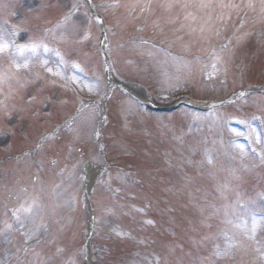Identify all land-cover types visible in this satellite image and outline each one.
Returning a JSON list of instances; mask_svg holds the SVG:
<instances>
[{
  "label": "rangeland",
  "instance_id": "obj_1",
  "mask_svg": "<svg viewBox=\"0 0 264 264\" xmlns=\"http://www.w3.org/2000/svg\"><path fill=\"white\" fill-rule=\"evenodd\" d=\"M14 1L16 2V0H0V25L9 30L11 24L4 23L3 16L9 15L15 19V16L18 15L17 10H29L27 23L19 26L20 30L23 29L24 32L20 34L18 31V35L15 37L16 42L20 44L27 43L37 36L35 32L27 35L30 24L50 23L70 12L75 15V18L68 21L66 25L55 29L57 31L47 38L50 43L55 41L65 48L68 51V59L81 61L83 69L88 70V76H84V73H75L73 70H69L67 76L71 77L75 73L82 79L95 82L96 87L95 90L89 91L80 83L71 80L66 82L63 78L58 77L61 78L58 83L65 85L61 87L62 93H71L68 85L71 83V87L75 88L74 93L77 95L73 96L74 98L71 97V100L65 95L64 100H52L51 104L53 113H57L59 119H65L69 115V112L66 114L65 112L68 107H71L70 105L91 101L92 106L77 120L75 119V126L70 131L64 133L75 134L74 138L64 139L58 147V149L69 152L73 150V155L64 160V163L69 164L71 160L75 161L76 154L77 157L79 154L80 160H77L79 164L74 171V178L68 172L69 165L64 174L60 168L55 167L54 170L58 172V178L55 175L47 177V181L40 178L37 187L35 185V188L31 190L32 194L30 190L18 193L15 191L19 183L17 178H24L22 176L24 173L27 174V171L22 166H18L19 169L16 171L12 168L9 169L7 166L10 160H2L9 156V152H2L3 148L0 146V197H2L0 227H4L5 222L14 225L7 241L3 235H0V242L3 243L0 244V264H83V251H81L84 242L83 228L85 226L83 224L89 217V208L84 187L81 185L82 166L80 167V164L86 159L81 157L82 151L77 153L74 145L80 136L93 141V149L88 148L90 151L98 150L100 147L96 133L99 131L98 122L102 116V100L109 85L105 77V59L100 47L101 43H99L100 26L95 20L90 19L89 22L84 13H80L79 19H77L76 16L79 13L77 11L81 7L80 0H63V6L59 7V11L52 4L49 6L50 2L44 7H41L42 5L37 7L35 0H21L18 5ZM95 1L107 19L108 39L105 50L116 80L133 90H148L157 103L169 105L185 94L206 103L226 98L238 88H264V19L259 16L258 0H254L255 11L250 9L241 11L245 13V23L247 24L245 30L248 29L249 31L246 33L250 35L243 40L244 42H240L238 45L234 43L229 51L220 53L224 64L212 77L207 75L211 68H204V65L211 64L212 57L201 62L189 54L194 52L192 45L200 46L203 42H205L204 54L208 52L213 45V43L210 45L208 41L217 39V36L207 32V28L221 27L222 25L218 23L216 25L206 24L205 35L211 36V39L202 40L198 29L204 23V20L200 18L203 13H197L196 21H186L184 13L180 9H174L171 13L165 12L158 6L157 0H154L152 4L154 11L150 12V17L146 20V12H140L142 4L137 3V0H119L120 7L118 8L107 7L113 3V0ZM73 4L78 5L76 10L72 9ZM9 6L13 7L12 12L9 9L6 10ZM87 10L89 8H86ZM190 10L196 11V9ZM2 14L4 15L1 16ZM177 14L179 16L174 22H168L171 17H175ZM215 15L214 12L213 16L215 17ZM238 17L233 11L227 28L230 25L236 26ZM19 18L17 19L19 20ZM144 23L147 24V28L136 32L137 28L143 26ZM181 24L185 25L183 29H181ZM189 24L197 28L196 33L189 34L187 28ZM177 29L180 30L177 31ZM86 31L92 34V43L80 46L79 51L74 54L71 51L73 46L83 39ZM133 36H135L134 39H132ZM142 36L154 39L163 38L166 46L175 53L172 56H167L163 54L164 49L159 50L147 45L137 47L139 41L144 40ZM55 37L56 40H54ZM177 37H182V39H177ZM220 39H223V35L220 36ZM25 55L28 56L27 53ZM0 56L9 57L7 54ZM41 56L39 59H48L50 62L48 66L55 68L56 62H52V52ZM174 57L178 59H174ZM39 59L31 60L27 69L16 70L13 68L18 76V86L24 89V86H21L23 82L32 84L33 79L28 80L32 81L31 83H27L28 81L23 78L25 76L29 79L34 78L32 75L34 72L40 74V81H43L45 76L56 77L45 70ZM10 60L9 62L12 64V58ZM20 72L24 73L23 78L19 77L18 73ZM11 93L12 90L0 87V98H3V94L6 96ZM59 98H63V96L60 95ZM109 99L105 120L107 128L104 132L110 142L109 160L111 163L101 170L98 181L100 180V184H104V186L97 182L93 195V200L99 211V218L98 212L95 218L98 235L96 231L95 235H97V243L103 244L98 255L100 258V252H102L101 256H104L102 263L104 260L103 264H156V257H159V264H177V261L179 264H264V260L260 259V255L256 251L258 247L264 245V224L258 227L256 239L253 241L247 240L239 229L227 223L228 219L235 221L232 207L237 205L241 199L237 189L240 186L242 189H246L251 182V184L255 183L253 180L264 175V167L251 168L253 158L247 151L250 142L247 143L244 140L246 139L244 136H246L247 139L255 143L257 148L264 147V139H262L264 127L260 115L264 113V97L259 95L249 102V104H253L255 112L250 115L248 121L244 119L241 124L239 121L229 118L238 114L237 111H240L238 108L234 109V113L230 110L227 113L224 112L222 115L226 121L224 129L220 128L215 114L197 125L198 121V124L201 122V118L192 115V112L188 114L187 111H183L181 116H177V112L173 116L157 112L149 114L145 112V108L139 110L119 92H115ZM6 104L0 105V133H2L0 134V143L5 142L9 131L13 133L10 135L19 134V136L13 137L9 149L22 152L35 144V136L38 137V134L43 133L41 131L42 124L34 119L27 124L25 108L17 104L22 114L16 115V121L12 122L10 126L7 121L9 122L14 116L12 114L6 116L5 112L8 111V108L14 109L16 104L8 102ZM240 113L244 115L242 111ZM47 122L48 125H54L53 119H48ZM239 124L241 126H238ZM23 126L24 129H22ZM92 132L93 134H91ZM237 132L242 135H237ZM20 134H29L30 139L26 140L25 138L24 140ZM174 134H178V136H174ZM223 134L230 137L231 152L238 159L224 163L225 169H220L221 164L217 167L216 158H213L211 163L213 170L207 172L204 168L209 166L207 158L209 156L212 158V155L208 154L207 149L203 147L204 138L207 140L208 136L214 138V145L217 148L212 153L216 151L218 155H225L221 146V140L224 139ZM257 136L260 137L259 141ZM215 139L218 141L217 143ZM146 140L150 142H146ZM234 142L245 145L246 155L241 156L240 151L234 147ZM192 146H196V149L193 150ZM251 146L253 147V145ZM198 148L201 157L196 162L192 159L197 156L195 151ZM230 149L227 150L230 151ZM146 151L149 153L146 154ZM58 157L62 158L63 156ZM88 159L94 162L92 164L99 166L105 162L102 156L96 155L94 152L89 155ZM89 163V161H85V164ZM28 164H30L29 156L21 160V165ZM72 165L74 166L76 163L73 162ZM161 166L164 167L169 177L162 175L157 170ZM5 169L9 173V178L3 174ZM153 169H155L154 172ZM70 170L73 171L72 166ZM126 173L128 175H125ZM134 173L141 178L147 176L146 184L138 187L136 179H133ZM11 182L12 184H9ZM24 182L29 185L28 174ZM105 182L108 183L107 187H105ZM56 185H60V189L54 196L52 191ZM225 185L227 187H224ZM263 194L264 191L260 195ZM10 195L16 200L6 201ZM33 199L40 205L41 215L34 219H25L22 216L24 227L20 228L17 224L15 225V220H12L9 207L17 204L19 207L21 204L31 203ZM65 201H69V203L65 204ZM194 201L195 208L189 206ZM147 204L150 206H146ZM200 210L201 214H198V218L201 217V222L196 218V214ZM226 211L227 216L225 215ZM259 213L261 214L259 215ZM255 214L258 219L264 217L262 216L264 210L256 209ZM192 216L193 219L190 218ZM147 220H152L155 223L147 224L145 223ZM42 223L46 227L49 225L48 231L45 232V228L42 226L32 239L25 242L26 238L22 233L30 232L36 224ZM194 224L201 228L196 231ZM204 224L206 227L203 226ZM113 228H118L128 235L117 236L112 231ZM225 232L228 236H235L241 240L244 247L234 248L230 257L218 258L214 254L215 246L219 245L221 248L225 246ZM197 237L200 240L199 243L195 239ZM195 245L197 246L195 247ZM24 248H29L30 251L25 253ZM58 249L60 251H57ZM34 253H39V256ZM196 256H199L202 262H196ZM205 259L207 261H204Z\"/></svg>",
  "mask_w": 264,
  "mask_h": 264
},
{
  "label": "snow or ice",
  "instance_id": "obj_2",
  "mask_svg": "<svg viewBox=\"0 0 264 264\" xmlns=\"http://www.w3.org/2000/svg\"><path fill=\"white\" fill-rule=\"evenodd\" d=\"M158 6L163 9L165 12L171 13L174 9H180L184 13V20L188 21H196L198 19L197 13H203V16L200 18L204 20V23L200 25L198 31L200 33V38L202 40H210L211 36L205 35L206 24L216 25L217 23L222 25L223 27H208L207 32L219 37L221 36V32L227 29L228 21L232 19V12L235 11L237 16H239L240 12L244 9H250L255 11L256 10V4L254 0H239V2H236V0H157ZM137 3L142 4L140 7V12H152L154 11L152 8V4L154 3V0H137ZM259 3V16L261 19H264V0H258ZM92 7H95V5H92ZM107 7L111 8H118L120 7L119 0H113V3L107 5ZM135 7V5H133ZM78 8L77 4L72 5V9L76 10ZM190 9H196V11H191ZM217 9L219 10L217 12ZM216 13L215 17L213 16V13ZM87 15V14H86ZM179 14L175 17H171L168 22H174L175 19H177ZM71 18V12L65 16V20ZM97 21L102 23V20L99 16L95 17ZM89 18V22H90ZM6 23V22H5ZM245 24V20L242 18L240 20V24L236 26L233 36L228 37L224 40V42L220 45L219 49L216 47H212L211 49V57L212 62L210 65H204V68H211V71L207 73L209 77H212L216 75L217 71L220 70V66L224 64V60L220 53H223L225 51L230 50V45H232L233 40L236 41V44L238 45L242 40L246 39L249 33H242L241 35H236L237 32L240 31L241 28H243ZM185 27L184 24H181V29ZM189 34L196 33L197 28L193 27L191 24L187 25ZM138 31H142V28H137ZM180 29H177L179 31ZM17 36V31L15 30V26H13V30L9 31L7 28H5L3 25H0V55L7 54L10 58H12V64L10 66L11 68H15L16 70L19 69H27L29 67V64L33 57H38V53L40 50H42L45 53L48 52H54L57 57H59V62L55 65V68L48 66L49 60L48 59H39V62L42 66L45 67V70L48 73H51L53 76L61 77L66 82L68 80H71L73 82L80 83L83 87H87L89 91L95 90L96 83L91 82L87 79H82L81 77L77 76L75 73L71 77L67 76V72L70 69H77L80 73H84V69L75 62H66L63 57L61 56V53L56 49H51L47 44H45L42 40H30L28 43H17L15 40V37ZM89 33L86 31L83 39H88ZM5 37H8V39H5ZM177 39H182V37H177ZM105 40H107V36H105ZM148 41L146 40H140L137 44V47L147 45ZM28 54L26 57L25 54ZM151 55V53H149ZM23 60V62H18L20 60ZM174 59H178L174 57ZM197 60H199V57H196ZM9 69L8 73L0 72V83L5 82L6 79L10 77H14L15 73H12ZM226 70V69H225ZM86 76V74H84ZM36 80L41 79V76L39 73H36L35 76ZM32 81H28L27 83H31ZM55 83V81H52ZM241 95H244V93H241ZM35 97H30V100H34ZM46 102H49V98H45ZM2 101H0V105H2ZM83 103V102H81ZM8 115H11V113H8ZM66 127H70V122H66ZM234 132H236L235 129H233ZM254 131V129H253ZM2 134V133H0ZM97 136L100 135V132L97 131ZM237 135H242V133H238ZM48 137H43L42 140H46ZM260 137L257 136V140L259 141ZM102 147V146H101ZM234 147L238 149L241 153V156L246 155L245 152V145L240 144L238 142H234ZM262 162H264V156L261 157ZM207 162L209 164L212 163V158L209 156L207 158ZM55 163V161H53ZM75 168V165L73 166ZM125 175H128L127 173ZM239 179V177H236ZM86 179L85 176H81V180ZM57 188L60 187V185H56ZM224 187H227L226 185ZM21 191H24L21 189ZM69 201H65V204H68ZM13 218L16 222V224L20 227H24V221L21 219L23 216L25 219L28 218H36L41 215V207L37 203L35 199L31 201V203L21 204L19 207L14 208L11 210ZM225 215L227 216V211L225 212ZM232 215L235 218V221L233 219H228L227 223L232 224L235 228L239 229L240 232L244 237L247 238V240H255L256 239V233L257 229L261 224H264V217L257 218L256 214L252 211V209L248 206V204H245L243 202L238 201L237 205L232 207ZM249 218L251 223L249 224ZM95 219V218H94ZM147 224H154L155 222L152 220L145 221ZM46 227V225L43 224H36L30 232L22 233L27 242L28 240L32 239L33 235L36 234V232L39 230L40 227ZM14 225L12 223L5 222L4 227L0 229V235H3L5 240L7 241L8 235L10 234L11 230L13 229ZM112 231L117 236H127L128 233L120 231L118 228H113ZM226 237V243L223 248H221L219 245L215 246V256L218 258H224V257H230L232 255V250L234 248H242L244 247V244L241 240H238L235 236H228V234L224 233ZM39 242V241H38ZM143 242V241H141ZM257 243H259L257 241ZM19 251V249H18ZM25 253H28L30 251L29 248H24L23 250ZM57 251H60L58 249ZM256 251L260 255V259L264 260V245L261 247H258ZM34 255L39 256V253H34ZM159 257H156V264H159ZM177 264H179V261H177Z\"/></svg>",
  "mask_w": 264,
  "mask_h": 264
},
{
  "label": "bare ground",
  "instance_id": "obj_3",
  "mask_svg": "<svg viewBox=\"0 0 264 264\" xmlns=\"http://www.w3.org/2000/svg\"><path fill=\"white\" fill-rule=\"evenodd\" d=\"M142 95H144V97H145L146 93L143 92ZM96 173H97L96 168H94V167L88 168L87 174H86V182H85L86 183L85 187H86L87 192L91 190V188L94 184V179H95ZM89 244H90V242H88V244H87L88 248H89Z\"/></svg>",
  "mask_w": 264,
  "mask_h": 264
}]
</instances>
